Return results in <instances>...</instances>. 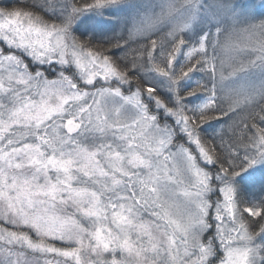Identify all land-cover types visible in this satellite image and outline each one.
Returning <instances> with one entry per match:
<instances>
[{"label":"snow or ice","instance_id":"snow-or-ice-1","mask_svg":"<svg viewBox=\"0 0 264 264\" xmlns=\"http://www.w3.org/2000/svg\"><path fill=\"white\" fill-rule=\"evenodd\" d=\"M0 264H264V0H0Z\"/></svg>","mask_w":264,"mask_h":264}]
</instances>
